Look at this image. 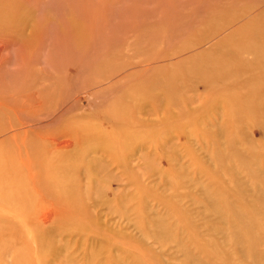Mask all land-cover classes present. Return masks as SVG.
<instances>
[{
  "label": "bare ground",
  "instance_id": "obj_1",
  "mask_svg": "<svg viewBox=\"0 0 264 264\" xmlns=\"http://www.w3.org/2000/svg\"><path fill=\"white\" fill-rule=\"evenodd\" d=\"M263 6L264 0H0V45L13 47L12 61L10 58L6 60L12 62L16 69L13 74L0 72V78L4 80L6 77L9 82L21 86V90H17L22 94L20 98L25 103L24 108L28 107V102H35L37 114L30 113L33 119H41L33 129L37 136L44 133L58 141H53L56 146L48 151L50 157L46 155L43 158L50 161L47 164L78 161L81 157L84 161V158L97 152L102 155L104 151L114 164L121 150L115 154L116 158L108 151L121 146L127 151L132 147L128 148L132 141L139 146L143 140L152 143H145L151 150L162 146L172 154L175 152L168 150L173 151L176 145L166 148V144L177 140L175 142L182 147L178 138L184 137L183 133L188 130L190 137L208 140L209 143L211 140L216 146L209 151L210 154L205 150L216 168L212 172L204 170L203 174L208 172L205 176L211 179V184L219 183L225 190L224 183L219 181L218 166L226 173L224 166L228 167L227 161L247 169L257 167L262 170L264 166V152H255L253 145L240 146L242 151L236 149L242 141L241 127L247 120L258 124L256 127L264 133V82H261L264 79ZM254 69L258 71V79L250 77L242 83L243 92H237L240 79ZM201 83L206 86L204 90L199 86ZM195 89L198 93H205L203 99L209 101L203 108L204 112L222 109L224 114L221 118L228 121L220 124L216 133L217 136L225 133L223 140L198 136L199 124L196 126L189 112L195 97L188 98L189 92ZM79 92L91 96L97 107L96 114L85 113L83 108L86 106L78 108L77 101L82 96L77 94ZM6 100L7 97L0 100V109L15 110L13 106H6ZM180 110H186V113ZM136 112L141 117H135L133 113ZM20 115L18 118L22 119L24 115ZM148 115L161 118L151 123L149 118H144ZM155 125L167 131L164 142L156 140L161 132ZM134 127H138L137 132L149 131V138L134 137L137 133ZM152 128L158 131L152 132ZM172 131L176 139L172 137ZM139 147L142 148L141 145ZM47 148L50 149L49 146ZM73 148L76 149L74 153ZM54 151L66 153L51 156ZM2 153L0 188L4 189V182H13L14 193L17 194L21 191L20 183L12 172L13 168L4 164ZM127 156L120 157V160L124 159L123 164H128ZM76 168L74 163H68L64 171L73 181L79 170ZM228 169L233 180L232 175L236 171ZM7 171L12 172L13 180L7 178ZM165 171L163 174L159 172L160 175H167H164ZM73 185L58 182L54 183V188L69 211L76 214L62 216L67 222L63 224L81 228L84 224L76 216H81L85 207L77 188L75 191L71 188ZM215 190L211 203L222 212L223 198L227 197L223 191ZM225 204L232 214L225 223L237 230L242 250L255 255V244L264 241V236L260 233L261 236L256 238L251 230L257 227V223L244 217L247 210H255L254 205L248 207L228 201ZM235 207L240 208L235 211ZM42 217L40 215L39 220ZM17 253L20 261L25 259L22 252L17 250Z\"/></svg>",
  "mask_w": 264,
  "mask_h": 264
},
{
  "label": "rangeland",
  "instance_id": "obj_2",
  "mask_svg": "<svg viewBox=\"0 0 264 264\" xmlns=\"http://www.w3.org/2000/svg\"><path fill=\"white\" fill-rule=\"evenodd\" d=\"M12 48L5 44L0 45L2 73L13 74L16 70L12 62L6 60L13 54ZM245 58L250 60L248 56ZM10 60L12 61L11 58ZM250 77L257 80L258 71L249 70L236 86L237 92H243L245 88L242 83ZM3 78L4 80L0 78V100L7 97L11 102L6 100V106H13L15 110L7 107L0 109V152L3 151L5 163L1 162L13 168L14 171H11L16 175L21 191L14 193L13 182H4V189L0 188V264H264V241H258L254 247L256 254L249 255L240 246L237 230L225 223L226 219L232 218L225 201L248 207L254 205L255 210H247L244 217L254 219L257 223V227L251 230L256 238L261 236L260 233L264 236V166L261 167L262 170L257 167L247 169L227 161L228 167L224 166L227 173L220 166L217 167L219 181L224 183L226 189L219 186V183L211 184V179L205 176L208 172L203 174V171L215 170L216 164L207 154L216 146L211 140L209 143L208 140L190 137L188 130L183 133L184 137L178 138L184 149L180 143L175 142L177 140L166 144V148L175 145V148H178V151L169 149V152H175L172 154L168 153L167 149L163 150L162 146L151 150L146 144L152 143L143 140L144 142L138 143L141 149L132 141L128 148L131 145L132 147L127 151L123 146L113 147L108 151L116 158L115 154L121 150L120 157L124 158L127 154L128 164H123L124 159L120 160V157L116 158L113 164L111 158L106 156V151L102 155L97 152L96 155L84 158V161L81 157V160H73L74 162L56 161L52 165L47 164L50 161H44L43 158L46 155L50 157L48 151L54 150L53 146L56 144L53 143L58 141L44 133L37 136L33 129L36 127L34 125L40 124L41 119L32 118L31 113L37 114L34 110L35 102H28V107L24 108L25 103L20 98L22 94H18L21 86L9 82L6 77ZM261 82H264V79ZM199 86L201 90L206 88L202 83ZM7 94L13 95L9 97ZM77 94L82 95L77 101L78 108L86 106L83 108L85 113L96 114L97 107L91 96L82 92ZM189 96L195 97L189 112L192 113L196 126L199 124L198 136L223 140L225 133L218 136L216 133L220 124H226L228 121L221 118L224 114L222 109L219 107V110L204 112L203 108L209 101L203 99L206 95L203 92L198 93V89L189 92L188 98ZM198 106L202 107L198 109ZM16 111L26 118L23 119L21 115L22 119L18 118ZM26 111H29L28 114ZM28 115H31L32 119L27 118ZM133 115L138 117L140 113ZM144 118H149L148 121L155 123L161 116L148 115ZM18 120L22 123L19 124ZM249 122L252 120H247L241 127L243 138L240 137L242 141L237 144L236 149L242 151L243 145H253L255 152H264V133L258 128V124ZM31 125L34 132L29 128ZM158 126L155 125L161 133L156 140L164 142L167 131H162ZM157 129L152 128V132H157ZM134 131L137 132L138 127H134ZM148 132H137L134 137L149 138ZM172 137L175 138L174 133ZM100 143L104 148V143ZM132 149L133 152L130 151ZM145 149L147 153H144ZM72 151L74 153L76 149L73 148ZM63 153L66 151H54L51 156ZM194 155L196 157H193ZM158 156L165 158L159 157V161ZM118 160L120 162L117 163ZM68 163H74L75 167H78L76 169H79L75 173V181L64 172ZM228 168L236 171L232 175L233 180L229 177L231 171ZM164 171V175L167 174L165 176L168 177L160 175L159 172L163 174ZM12 172L7 171L8 179L13 177ZM51 181L56 184L74 183L71 188L74 191L77 188V194L82 196L85 207L81 216H76L84 224L81 228L63 224L67 222L63 221L62 216L73 215L74 212L69 211ZM215 189L223 191L227 197L223 198L222 212L215 209L217 207L211 203V195L215 196ZM239 208L235 207V211ZM40 215L43 216L41 220ZM17 250L23 253L25 259L20 261Z\"/></svg>",
  "mask_w": 264,
  "mask_h": 264
}]
</instances>
